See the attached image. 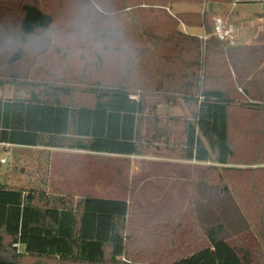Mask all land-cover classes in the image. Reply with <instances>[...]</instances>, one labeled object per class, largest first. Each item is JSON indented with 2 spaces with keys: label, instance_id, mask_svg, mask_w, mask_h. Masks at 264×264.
<instances>
[{
  "label": "trees",
  "instance_id": "obj_1",
  "mask_svg": "<svg viewBox=\"0 0 264 264\" xmlns=\"http://www.w3.org/2000/svg\"><path fill=\"white\" fill-rule=\"evenodd\" d=\"M85 1L105 20L101 29L92 27L101 36L102 50L114 60L113 66L100 58L97 63L111 74L96 80L88 104L62 101L58 92L65 85L53 86L43 96L0 97V144L140 154L152 144H168L170 127L156 106L180 98L192 112L182 119L179 156L214 161L229 178L236 172L244 176L238 183L242 189H253V182L246 184L244 179L256 177L264 166L227 164L264 163V41L249 46L229 45L213 35L202 39L181 26L202 27L210 34L207 12H170L174 3L231 0ZM62 5V0H0V16L2 11L18 13L19 41L7 53L11 45L3 38L0 55L6 54L0 56V81H31L27 68L33 70L34 65L28 63L25 47L29 38L54 26L57 16L52 7ZM7 26V21L0 22L4 33L11 32ZM57 57L55 61L63 60ZM21 59L24 70L17 74L13 68ZM43 77L47 78L41 73L38 78L48 82ZM65 139L70 143H63ZM215 170L209 167L211 175ZM128 211L123 197L87 195L73 201L67 193L46 187L0 181V264H118L126 256L131 260L150 236L135 238L124 232ZM212 225L206 231L207 245L170 259L153 252L151 263L253 264L248 247L228 240L220 223ZM153 240L163 248L160 236Z\"/></svg>",
  "mask_w": 264,
  "mask_h": 264
},
{
  "label": "rangeland",
  "instance_id": "obj_2",
  "mask_svg": "<svg viewBox=\"0 0 264 264\" xmlns=\"http://www.w3.org/2000/svg\"><path fill=\"white\" fill-rule=\"evenodd\" d=\"M62 1V6L52 7L57 16L54 26L46 34L29 38L25 47L26 55L30 56L28 63L34 65L33 70L27 68L31 81L15 78L17 81L6 83L1 80L0 97H28L31 93L43 96L50 93L51 87L65 85L63 87L67 88L58 92L62 101L71 105L88 104L92 102L89 93L96 80L111 74L108 68L97 63L100 58L113 66L114 60L110 52L102 50L99 32L92 27L101 29L105 20L94 8L88 7L85 0ZM204 4H212L214 8L205 10L209 26L214 15L227 17L233 23V45L255 46L264 41V19L259 22L255 16L256 12L264 10V0L174 3V7L201 13ZM170 12L176 14L171 9ZM17 18V12H1L0 22L7 21V29L11 31L4 33L0 27V46H5L6 41L11 45L7 53L19 42L15 33ZM183 31L202 32L194 26ZM5 54L0 56L4 58ZM57 56H62L63 60L55 61ZM20 61L17 68H13L17 74L20 69L24 70L23 60ZM41 73L48 82L39 80ZM177 99L173 104L160 101L156 106V112L170 127L168 144H152L140 154L131 155L96 153L68 145L0 144V181L21 187H46L48 191L67 193L73 201L87 195L125 198L129 211L124 232L136 235L135 238L146 235L152 238L141 243L135 257L131 260L127 256L120 257L118 264H153V252L170 259L207 245L206 231L215 223L222 225L223 235L228 240L251 250L253 264H264V171H256V177L244 179L246 184L255 185L253 189L247 186L246 190L241 188L242 183L238 185L244 176H238L237 172L229 178L214 161L181 158L178 152L183 140L182 119L190 118L192 110L190 105ZM170 116L178 120L173 121ZM63 143L69 144L70 140L65 139ZM227 165L254 168L264 163ZM209 167H215L214 176ZM44 179L47 180L42 186ZM155 236L163 239V248L152 243Z\"/></svg>",
  "mask_w": 264,
  "mask_h": 264
},
{
  "label": "built area",
  "instance_id": "obj_3",
  "mask_svg": "<svg viewBox=\"0 0 264 264\" xmlns=\"http://www.w3.org/2000/svg\"><path fill=\"white\" fill-rule=\"evenodd\" d=\"M235 30L234 25L227 17L221 15H214L212 17V31L210 35L215 36L217 39L225 41L229 45H233L235 42ZM209 34H204L201 37L205 39Z\"/></svg>",
  "mask_w": 264,
  "mask_h": 264
},
{
  "label": "crops",
  "instance_id": "obj_4",
  "mask_svg": "<svg viewBox=\"0 0 264 264\" xmlns=\"http://www.w3.org/2000/svg\"><path fill=\"white\" fill-rule=\"evenodd\" d=\"M212 6H213L212 4H209V5H208V4H204V5H202V7H201L200 10H201V11H205V10L212 11V10L214 9ZM235 6H236V5H235ZM171 10L174 11V12H178V11H186V10H184V9H176V7H174V4L172 5ZM171 13H172V12H171ZM255 16L257 17V20L260 22L261 20L264 19V10H263L262 12H256V13H255ZM263 24H264V22H263ZM181 28H183V30H184V29H186V28L189 29L190 27L182 24ZM199 28L202 30L201 33H197V32H195V33H192V34H195V35H197V36H202V35H204V34H205L204 29H203L202 27H199ZM191 160H192V159H191Z\"/></svg>",
  "mask_w": 264,
  "mask_h": 264
}]
</instances>
